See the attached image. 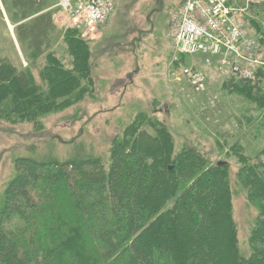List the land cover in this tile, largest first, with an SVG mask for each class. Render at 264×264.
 I'll list each match as a JSON object with an SVG mask.
<instances>
[{"label":"trees","instance_id":"trees-1","mask_svg":"<svg viewBox=\"0 0 264 264\" xmlns=\"http://www.w3.org/2000/svg\"><path fill=\"white\" fill-rule=\"evenodd\" d=\"M56 2L0 0L31 60L18 68L0 53V119L36 120L37 112L63 107L90 87L89 42L79 28L64 30L71 68L50 51ZM43 55L44 86H38L30 68ZM253 69L248 78L230 75L225 87L262 109L250 126L262 134L264 63ZM135 122L153 135L128 128L112 146L108 172L98 157L15 159L0 213V264H264V149L250 158L230 146L240 162L237 182L257 213L245 257L237 246L228 165H211L192 148L173 156L165 124L144 113Z\"/></svg>","mask_w":264,"mask_h":264},{"label":"rangeland","instance_id":"rangeland-1","mask_svg":"<svg viewBox=\"0 0 264 264\" xmlns=\"http://www.w3.org/2000/svg\"><path fill=\"white\" fill-rule=\"evenodd\" d=\"M114 2V10L96 30L80 31L90 49L92 81L88 90L63 107L37 112L36 120L0 119V213L5 189L15 175L16 158L62 162L98 157L108 172L112 146L124 138L128 128L147 129L153 135L148 125L134 123L136 116L144 113L166 125L173 156L192 148L205 154L211 165H228L238 251L241 256H249V236L257 213L247 201L246 190L237 182L240 162L230 146H238L250 158L264 149V132L258 134L250 127L262 109L245 99L237 88L226 89L225 81L231 75L227 67L216 61L206 65L201 56L175 53L172 18L182 0ZM0 10L4 18L0 17V53L24 68L31 60L20 51L14 25L1 3ZM56 18L50 51L65 68H71L72 57L64 42V30L71 27L65 26L62 16ZM245 25L248 33L252 28L253 34L249 35L258 36L251 60L256 58L263 64L264 3L248 7ZM44 63L45 55L30 68L38 86H44L40 77ZM249 66L255 64L251 61ZM192 73L202 75L199 89L192 85Z\"/></svg>","mask_w":264,"mask_h":264},{"label":"built area","instance_id":"built-area-1","mask_svg":"<svg viewBox=\"0 0 264 264\" xmlns=\"http://www.w3.org/2000/svg\"><path fill=\"white\" fill-rule=\"evenodd\" d=\"M57 1L58 15L64 19L65 26L77 27L84 33L96 30L115 8L114 0ZM262 3L264 0H182L172 18L175 53L201 56L206 65L216 61L227 67L231 75L251 77L254 69L250 62H262L251 60L257 42L247 32L245 15L250 5ZM191 78L196 89L202 87L201 74L192 73Z\"/></svg>","mask_w":264,"mask_h":264},{"label":"crops","instance_id":"crops-1","mask_svg":"<svg viewBox=\"0 0 264 264\" xmlns=\"http://www.w3.org/2000/svg\"><path fill=\"white\" fill-rule=\"evenodd\" d=\"M58 16V12L56 13V14H54V20H55V22L58 24V22H57V17ZM247 29V28H246ZM248 34H253V31H252V28H249V33ZM252 38H255V36L256 37H258L257 36V34H255V36L254 35H250Z\"/></svg>","mask_w":264,"mask_h":264}]
</instances>
